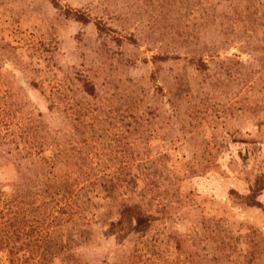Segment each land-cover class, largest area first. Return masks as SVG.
<instances>
[{
    "label": "rangeland",
    "instance_id": "1",
    "mask_svg": "<svg viewBox=\"0 0 264 264\" xmlns=\"http://www.w3.org/2000/svg\"><path fill=\"white\" fill-rule=\"evenodd\" d=\"M0 264H264V0H0Z\"/></svg>",
    "mask_w": 264,
    "mask_h": 264
},
{
    "label": "trees",
    "instance_id": "2",
    "mask_svg": "<svg viewBox=\"0 0 264 264\" xmlns=\"http://www.w3.org/2000/svg\"><path fill=\"white\" fill-rule=\"evenodd\" d=\"M253 204H259V205H261V203H259V202L257 203V201H254Z\"/></svg>",
    "mask_w": 264,
    "mask_h": 264
}]
</instances>
